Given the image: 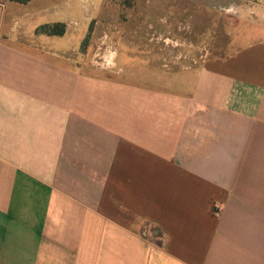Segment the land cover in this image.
<instances>
[{"label": "crops", "instance_id": "obj_1", "mask_svg": "<svg viewBox=\"0 0 264 264\" xmlns=\"http://www.w3.org/2000/svg\"><path fill=\"white\" fill-rule=\"evenodd\" d=\"M103 4L0 0V264H264V10L172 82L89 61Z\"/></svg>", "mask_w": 264, "mask_h": 264}, {"label": "rangeland", "instance_id": "obj_2", "mask_svg": "<svg viewBox=\"0 0 264 264\" xmlns=\"http://www.w3.org/2000/svg\"><path fill=\"white\" fill-rule=\"evenodd\" d=\"M245 10H264V0H104L83 46L102 70L115 71L120 54L118 62L130 64L142 77L148 70L155 81L185 80L183 68L224 55L225 31ZM159 47L168 49L166 67H160Z\"/></svg>", "mask_w": 264, "mask_h": 264}, {"label": "trees", "instance_id": "obj_3", "mask_svg": "<svg viewBox=\"0 0 264 264\" xmlns=\"http://www.w3.org/2000/svg\"><path fill=\"white\" fill-rule=\"evenodd\" d=\"M37 31L48 35H63L65 33V26L63 24L45 25L41 26Z\"/></svg>", "mask_w": 264, "mask_h": 264}]
</instances>
